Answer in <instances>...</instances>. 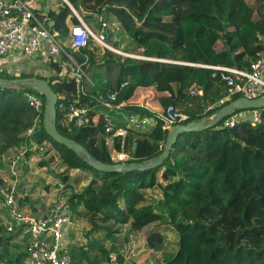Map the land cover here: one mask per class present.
<instances>
[{
    "label": "trees",
    "instance_id": "obj_1",
    "mask_svg": "<svg viewBox=\"0 0 264 264\" xmlns=\"http://www.w3.org/2000/svg\"><path fill=\"white\" fill-rule=\"evenodd\" d=\"M68 2L85 23L97 20L99 30L102 23L115 18L136 48L142 50L141 58L118 56L90 39L88 46L78 52L67 49L89 79L82 83L84 92L78 91L73 80L57 79L59 66L53 62L47 65L52 72L50 76L16 77L0 70V79L34 77L48 81L58 97L57 132L107 165L113 164L112 150L127 154L128 159L122 163L157 158L168 131L162 129L164 122L159 116L138 110L136 105L119 110L103 106L96 99L97 93L104 92L100 83H115L122 69L130 70L128 78L120 77L122 81L127 80L131 90L152 88L160 96L156 99L161 112L172 105L186 115L184 124L203 121L225 106L212 107L226 95V87L219 73L210 67L248 70L264 50V0ZM56 3L58 10L48 11L46 16L65 39L69 25L79 22L66 4ZM111 37L107 30L103 41L116 50L119 45L112 43ZM28 94L41 101L40 113L28 105ZM71 104L86 107L89 118L95 117V121L89 120L80 128L67 125L64 115ZM18 107L24 108L19 130L24 136H16L10 147L29 142L48 144L59 154L67 171H86L92 177L79 193L72 191L66 197L69 212L83 215L91 224L84 249H68L71 264H105L115 248L107 250L93 235L105 232L113 242L114 236L125 227L141 233L146 245L154 251L162 248L167 232H174L177 249L163 255V264H264V108L255 110L259 123L244 119L232 127L224 126L227 119L244 112L236 111L212 128L181 133L161 166L155 169L110 174L93 170L77 154L46 134L42 123L44 97L31 88L0 89V110L19 116ZM122 114L149 116L153 126L133 130L126 126L127 120L121 121ZM5 115L4 112L0 116V129ZM109 122L115 124L114 129L127 131L124 137H113L112 146L107 144V138L111 137L106 132ZM29 129L33 130L31 134H27ZM2 151L0 146V155ZM30 155L26 152L24 157L28 159ZM62 180L65 182L67 178L64 176ZM154 187L160 188L161 198L147 204L143 191ZM24 203L18 199L20 209ZM79 207L84 214L78 212ZM7 224L0 225V233L8 232V236H0L3 249L0 260L22 264L27 254H11L8 249L21 230L14 228L9 232ZM117 260L122 264L120 257Z\"/></svg>",
    "mask_w": 264,
    "mask_h": 264
},
{
    "label": "built area",
    "instance_id": "obj_2",
    "mask_svg": "<svg viewBox=\"0 0 264 264\" xmlns=\"http://www.w3.org/2000/svg\"><path fill=\"white\" fill-rule=\"evenodd\" d=\"M39 1L0 0V60L31 58L45 65L50 62L57 63L59 70L55 74L56 78L73 80L78 91L84 92L82 83L83 81L89 82V79L67 49L70 48L72 51L78 52L86 48L89 40L93 39L104 48L119 53L103 41V35L107 33V25L102 23L99 34L95 35L68 0H49L53 3L61 1L66 4L79 22L77 25L69 27L67 36L63 39L60 32L53 29L52 21H48L49 29L44 27L39 19L42 15ZM210 69L219 73V78L226 87V95L212 107L226 105L240 97L249 100L264 97V50L250 64L248 70L225 66H213ZM128 84V81H124L116 90L97 93V101L108 109L119 110L129 106L130 104L126 102L127 99L120 94ZM192 93L194 94V92ZM198 94H201V91H198ZM27 102L36 113L41 112L42 104L36 95L28 94ZM75 104H78V100ZM137 107L138 110H146L157 117L159 116L164 122L163 130L168 131L172 126L184 124L187 120L186 115L172 105L161 113H154L142 106ZM64 117L67 125L71 124L77 128L86 125L89 120L95 121V117L89 118V110L86 107L74 104L69 106ZM126 118L129 127L133 130H147L153 126L151 120L146 117L130 114ZM259 121V113L253 111L251 122L255 124ZM237 122L238 119L233 115L225 121L224 126L232 127ZM32 131L29 129L27 134H31ZM106 132L111 133V137L107 138L109 146H112L113 137H124L127 134L125 129H114V124L111 122L106 128ZM20 158L21 156L16 155L11 157L8 162V173L13 184L0 181V211L6 212L9 220L12 221L7 224L9 232L14 228H19L22 234L28 238L27 255L22 264H71L72 258L68 252L69 243L66 237L69 228L73 225L69 208L65 201L56 200L52 208L42 215L28 214L20 209L15 188L21 166L20 160L22 159ZM110 158L113 164H116L127 160L128 156L124 152L112 150ZM0 264H6V262L0 260ZM105 264L120 263L114 254H110Z\"/></svg>",
    "mask_w": 264,
    "mask_h": 264
},
{
    "label": "rangeland",
    "instance_id": "obj_3",
    "mask_svg": "<svg viewBox=\"0 0 264 264\" xmlns=\"http://www.w3.org/2000/svg\"><path fill=\"white\" fill-rule=\"evenodd\" d=\"M45 1L46 0H40L39 2L40 4L45 5ZM54 10L55 9L51 11ZM96 22L97 20L92 25H87L95 35H98L99 28L97 27ZM106 25L107 30L112 35L111 42L118 43L119 45L116 49L119 53H115L116 55L123 57L128 55L134 58H141L142 50L136 48L122 31L115 18L111 17L110 20L106 22ZM4 61L5 60H0V70L5 71L10 76L15 75L16 77H19L21 75L20 72L18 74L12 73L9 66H4ZM19 65L25 69L27 68L25 62H21ZM37 75H42V72H37ZM153 103V98L151 101H148L149 106H152ZM18 108L20 109L19 116L15 113L13 114L0 110V116L4 112L6 114L3 117V125L0 129V146L3 148L2 154L0 155V178L6 177L8 161L10 158L16 155H21L22 158L20 159L22 160H20L21 166L17 179V184L19 183V185L16 189L18 199L20 202H25L24 206L26 208H32L35 213L41 215L46 212L47 209L50 210L52 208L56 199L61 197L66 200V197H68L72 191L79 193L82 188L90 182L92 177L86 171H67L59 154L51 149L48 144L43 143L37 145L35 142H29L27 144L18 143L10 147L9 145L12 144L16 136L19 138L24 136V134L22 135L19 133L23 122V115H21V113L24 108ZM146 118L150 119L151 117L148 116ZM210 118H212V116ZM121 119L125 121L127 119L126 115L122 114ZM126 126L129 127L130 125L127 123ZM4 147L8 148L5 149ZM26 152L31 154L28 159L24 157ZM64 176L67 178L65 182L62 180ZM143 195L147 204H154L161 198V190L159 187H154L143 191ZM78 212L84 214V210L81 207L78 208ZM73 217V225L69 228L66 236L67 242L69 243L68 249L70 251L73 249H84L83 246L88 242L86 234L91 227L88 219L83 215L73 214ZM7 218L8 216L3 210H1L0 225L4 227L7 222L11 223ZM2 234L3 238L8 236L7 231L0 233V236H2ZM93 238L98 240L100 245L107 250L114 247L115 251H110L109 254H114L117 258L120 257L122 259V264H163V255L174 253L177 249L178 240L176 234L169 231L164 235L165 241L162 248L159 251H154L146 245L144 236L141 233L130 232L127 227L123 228L120 234L114 236L115 241L113 242L109 240L105 232L95 233ZM11 245L12 244H9L8 246L10 251L14 248V246L11 247ZM2 253L3 249L0 246V255ZM97 256L100 258L99 254H97ZM82 264L87 263L82 262Z\"/></svg>",
    "mask_w": 264,
    "mask_h": 264
},
{
    "label": "water",
    "instance_id": "obj_4",
    "mask_svg": "<svg viewBox=\"0 0 264 264\" xmlns=\"http://www.w3.org/2000/svg\"><path fill=\"white\" fill-rule=\"evenodd\" d=\"M47 11L44 9L43 14L39 17L44 27L49 29L48 20L46 19ZM107 34V33H106ZM134 58V57H130ZM31 88L45 99V108L43 113V128L46 134L55 142L65 146L68 150L77 154L90 168L104 173L125 174L134 171H146L155 169L163 163L168 156L178 135L181 133L200 132L212 128L219 122L227 118L236 111L260 110L264 108V97L249 100L244 97L237 98L215 112L212 118L207 120L188 122L186 124H177L172 126L165 137V142L161 154L154 159L139 163H116L103 164L93 158L84 147L77 142L61 136L56 130V106L58 97L51 89L48 81L38 78H16L0 79V89H18Z\"/></svg>",
    "mask_w": 264,
    "mask_h": 264
},
{
    "label": "crops",
    "instance_id": "obj_5",
    "mask_svg": "<svg viewBox=\"0 0 264 264\" xmlns=\"http://www.w3.org/2000/svg\"><path fill=\"white\" fill-rule=\"evenodd\" d=\"M40 7H41L42 14H43L44 9L47 12L51 11L53 9H55L54 11L58 10V4L56 2H54V3L53 2H49V0L45 1V5L40 4ZM38 13H40V12H38ZM46 19H48V18H46ZM48 21H50V20L48 19ZM118 25H119V23H118ZM70 26L71 25H69V27ZM106 31H107V28H106ZM130 57H132V56H130ZM21 62H25L26 63V65H27L26 69L19 65V63H21ZM4 66H9V68H11V72L12 73H16V74H18L19 72H20V74H31V75H36L37 72H42V75L44 74L45 76H50L52 74V72L50 71V69L48 68L47 65L42 64L38 60L31 59V58H19V59L10 58V59H6L5 62H4ZM34 73H36V74H34ZM125 76H127V78L130 76V70L122 69L121 72H120V75H119V77H118V79L116 80L115 83H111V82H105V83L102 82V83H100V85L104 89L103 93H106L108 91H112L114 89L116 90V89L120 88L121 84L124 82L122 80L126 79ZM120 77H124V78L121 79ZM130 87L132 88V85L128 84V86L125 89H122L121 93H120L125 99H127V101H126L127 104H132V105H136V106H142L144 108H147V109L151 110L154 113H161L162 107L159 105V103H158V101L156 99V97H160V96L157 95L152 88H140V87H138L134 91V89L131 90ZM141 95H143V96H141ZM137 96H139V97H137ZM135 97H137L138 99L135 98ZM150 97L151 98L155 97V99H153L154 103L152 104V106H149V104H148V101H151V100H149ZM252 114H253V111H244V112H241L239 114H236L235 117L238 119V121H242L244 119L251 120ZM121 121H124V120L121 119ZM0 180L1 181H5L6 184H13V181L10 179L8 171H7L6 177L0 178ZM18 185H19V183L16 184V189H17ZM56 200H63V201L66 202L65 198H61V197L56 199ZM21 209L25 213L33 214V215H39V214L35 213V211H33L32 208L28 209L25 206H23ZM47 211H48V209L46 210V212ZM46 212H44V213H46ZM4 213L6 214V212H4ZM70 214H71L72 218L74 219L73 214L72 213H70ZM7 220H8V218H7ZM20 239L21 240L23 239V240L21 241ZM12 244H15V246L10 251L11 254L26 253V250H27V247H28V238H27V236H25L21 232L18 235V237L16 238V240L12 241ZM25 258L26 257H24V259L22 260V263L24 262Z\"/></svg>",
    "mask_w": 264,
    "mask_h": 264
}]
</instances>
